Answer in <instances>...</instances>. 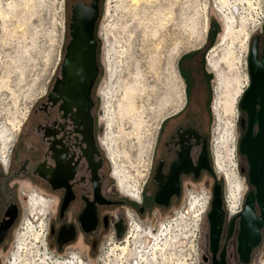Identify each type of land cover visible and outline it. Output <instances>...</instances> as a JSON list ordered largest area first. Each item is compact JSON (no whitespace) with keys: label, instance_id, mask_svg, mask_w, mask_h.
I'll return each instance as SVG.
<instances>
[{"label":"flooded vegetation","instance_id":"af4514ba","mask_svg":"<svg viewBox=\"0 0 264 264\" xmlns=\"http://www.w3.org/2000/svg\"><path fill=\"white\" fill-rule=\"evenodd\" d=\"M99 1L96 7L98 15ZM90 2L91 0H64L58 69L51 68L40 91L30 98L25 108V117L20 122L19 130L11 136L10 142L8 143L7 136L3 141L0 138L2 154H5L7 143L9 144L5 160L0 158V251L5 250L15 239L14 228L20 214L19 198H23L26 205L29 203L30 216L34 219V222L26 221L25 229L31 224L42 235L41 230L44 227L47 246L57 251H65L69 244L79 242L81 247H86V256H81L78 251H67L66 255L78 258L81 256L80 258L90 262L89 257H93L99 249L98 243L102 240L105 245L114 239L120 241L133 227L135 236L134 232L138 229L156 233L163 229L162 223L171 218L172 214L174 220L177 215L183 213L188 215L192 212L194 216L199 214L202 211L203 199L208 201V210L213 187L217 185L224 213L223 220L214 242L209 240L206 210L199 217L194 240L198 264H244L236 253L237 218L228 233V224L234 215H230L225 207L224 181L222 176H217L213 166L204 71L200 68H189L190 63L186 62L178 68L184 104L176 110L174 106L168 107L159 116L151 143L149 162L143 172L141 184L138 185V196L134 198L137 189L119 181L122 187L120 189L112 172H109V175L114 183L103 173L97 133L99 111L100 107L104 106L105 93L109 92L108 86L104 90L98 89L100 68H97L96 75L89 79L87 75L85 77L77 74L76 68H61L60 65L66 45L71 39L68 25L70 10L75 4H80L83 8ZM93 24L92 37L96 31L95 21ZM252 37H256V58L259 59L263 50L264 23L254 29L249 39ZM94 39L96 40L95 37ZM106 75L109 85L108 69ZM240 113L243 114L242 111ZM240 118L245 119V114ZM252 128L254 134L256 129L254 126ZM239 131L238 139L243 129L239 128ZM215 134L218 137L219 133ZM217 141L215 164L225 175L226 183L230 184L228 197H231L232 190L235 191L233 198L236 203L231 204L232 211H235L241 200L238 195L239 181L230 182V178L236 175L234 172L227 178L224 143L221 139ZM238 154L240 163L237 170L244 176L246 183L245 159ZM19 183L33 185L34 189L25 195L22 190H18ZM197 186L201 187V191L195 196L193 191ZM194 196L196 198L190 201ZM178 205L173 212L172 208ZM185 205L187 208H184ZM164 216L166 218L160 224L159 221ZM194 221L196 223L195 219ZM36 222L39 224H35ZM185 223V218L181 217L175 227L169 225L167 228L184 231L188 227ZM262 224L259 244L248 251L246 264H257L256 255L258 257L259 254L256 251L262 250L264 245L261 241L264 220ZM116 226L121 230L120 238L115 236ZM23 234L17 239L16 251L10 263L15 261ZM30 239L26 243L28 247L33 244L29 242ZM138 239L140 238L137 237ZM94 259L98 260L96 257Z\"/></svg>","mask_w":264,"mask_h":264},{"label":"rangeland","instance_id":"374dc122","mask_svg":"<svg viewBox=\"0 0 264 264\" xmlns=\"http://www.w3.org/2000/svg\"><path fill=\"white\" fill-rule=\"evenodd\" d=\"M54 1L0 0V133L6 132L4 140L6 136L9 137L8 128L23 115L30 98L42 88L51 68L58 69L59 62L54 65L59 44ZM217 1H99L94 35L97 41L96 65L100 68L97 85L99 91L108 86L109 92L105 93L103 108L100 104L98 146L102 155L103 173L114 183L109 175L112 172L120 189L122 187L118 179L135 189L141 184L159 116L168 107L174 106L175 110L178 108L182 87L178 68L184 62L190 63L189 68L204 71L211 152L217 149L219 137H216L215 128L218 121L227 122L229 126L236 124L231 146H224L225 166L228 173L233 171L236 174L230 178L231 183L238 180L246 189L249 188L244 182V176L237 170L240 163L237 156L240 131L237 126L243 116L237 104L249 82L246 72L249 45L246 51L245 38L254 28L253 15L258 11L256 3L261 4L263 14L264 1L248 0L249 4L247 2L235 12L237 22L230 28ZM204 5H207L206 12ZM202 11L207 16L204 39L203 33L196 30L202 20ZM252 35L253 32L250 37ZM106 69L109 70V85ZM232 145L236 149L235 154ZM234 156L238 175L233 169ZM217 176L222 175L217 172ZM33 189V185H18V190H22L25 195ZM199 191L201 187L197 186L194 195L198 196ZM18 202L20 214L14 228L15 239L10 246L0 251V264L10 263L16 251L18 236L20 232H25L24 222H34L30 216L29 203L26 205L23 198H19ZM179 205L172 208V211ZM171 216L168 219H172L174 214ZM165 218L159 221L160 224ZM178 230L180 232L176 233L184 236L190 232ZM193 234L194 231L188 238H192ZM261 238L264 242V231ZM103 241L98 243L99 249L93 257H89V264H100L94 257L104 258L105 254L102 253L111 244L105 245ZM80 247L76 241L69 244L65 251H57L53 247H49V250L59 259H65L67 251H78L81 256H86V247ZM256 252L259 254L258 250ZM258 257L256 255V259Z\"/></svg>","mask_w":264,"mask_h":264},{"label":"water","instance_id":"95a60500","mask_svg":"<svg viewBox=\"0 0 264 264\" xmlns=\"http://www.w3.org/2000/svg\"><path fill=\"white\" fill-rule=\"evenodd\" d=\"M98 0H91L83 7L75 4L71 8L69 28L70 40L64 50L60 63L61 68H76L77 74L92 79L96 75V45L92 37L94 21L98 17L96 10ZM256 37L250 38L248 43L247 73L249 82L238 100V109L245 114L240 118L239 128L243 129L240 139L237 140L238 155L243 156L246 163V183L249 189L243 195L241 209L230 219L228 233L233 228L237 218V251L239 260L246 264L248 251L259 244L260 229L264 220V40L263 50L259 59L256 58ZM58 91V90H56ZM256 129L253 134V128ZM243 171V170H242ZM217 185L213 187L206 218L209 226V240L215 242L223 220L222 202ZM116 238H120L121 230L114 228ZM264 250V245L263 249Z\"/></svg>","mask_w":264,"mask_h":264},{"label":"bare ground","instance_id":"6f19581e","mask_svg":"<svg viewBox=\"0 0 264 264\" xmlns=\"http://www.w3.org/2000/svg\"><path fill=\"white\" fill-rule=\"evenodd\" d=\"M137 1H139V0H137ZM132 2L135 3L136 0H132ZM247 2H248V0H233L232 2L229 0H218L217 1V6L220 7V12H222L225 15L226 23H227L229 28L232 26V24L237 22L236 18H234V16L237 14V13H235L237 11V9L238 8L241 9L242 5L247 4ZM248 4H249V2H248ZM204 7H206L205 8V12H206L207 11L206 10L207 5H204L203 8ZM257 8L259 9V6ZM201 14H202V17H201L202 20L199 23L198 29L196 27V30L198 32H200L201 34L203 33L202 36L204 39V31H206V23L204 21L206 20L207 16H206V13L203 14V11ZM201 31H203V32H201ZM251 33H252V31H250V34ZM250 34H247L246 38H245V44L244 45H245L246 51H247V45H248L247 42H249ZM198 38H199V36H198ZM173 73H174V69H173ZM180 100H181V96H179V101ZM179 105H180V103L178 104V107H179ZM23 116H24V114L21 115V118L18 119V121H14V123L10 126V128H8L9 129L8 143L11 140V136L17 130H19V127L21 124L20 122H21V119ZM217 125L218 126H217V128H215V133H217V134L219 133L218 137H219V139H221V141H223L224 146L226 144H229L231 146L230 143L232 142V139H233V131L235 132L236 124L232 123V125L229 126L227 124V122H223V121L219 120ZM219 128H220V130H219ZM5 134H6V132L0 133V138L2 141L4 140ZM8 143H7L6 151H7L8 145H9ZM232 149H233L232 152L234 151V154H235L236 149L233 148V145H232ZM6 151H5V154H2L1 147H0V158L3 161L5 160ZM211 153H212V161H213V166L215 168V171L222 175V178L224 181L225 207H226V209L230 215H235L239 212V209H241L242 202H243V195L245 193V187H244V185H241L239 183L238 195H239V197H241L240 198L241 200L237 205V209L235 211H232L231 204L236 203L235 198H233L235 196V191L232 190L231 191V197H228L229 196L228 195V188H227L228 184L226 183V177L221 171H219V169L217 168V166L215 164V157H214L215 152L212 151ZM234 160H235V163L233 165V169L238 175V171L236 170L237 162H236L235 156H234ZM232 172L231 173H228V171L226 172L227 178H228V176H230L232 174ZM238 179L240 180L239 176H238ZM119 181L121 183L123 182L120 179H119ZM136 188H137V191H136V195L134 196V198H136L138 196L139 188L138 187H136ZM193 198H196V197L195 196L192 197V199L190 201H192ZM190 201H189V203H190ZM189 203H188V205H189ZM201 203H202V211H200L199 214H197L195 216L192 215V212H189L188 215H186L187 213L179 214L175 217V220L173 218H172V220L168 219L167 222L164 223L163 229L162 228L159 229V231H157L156 233H151L148 230L144 231V230L138 229L136 232H134L136 234V236H135L133 234V229H134V227H133L132 231H130L129 233L127 232V234H125L122 237L123 239H122V241H120V244H117L116 239H114L110 243L111 245L107 248V251L102 253V254H105L103 256L104 257L103 259L99 256L97 258L102 259L103 264H165L167 261L172 259V256L174 253V247H176V245L184 243V239H187V235L189 236L196 229L195 226L197 225L199 217L202 216L204 210L207 209L208 201H207V199H203V200H201ZM181 217L185 218V221H186L185 224H186V226H188L186 228V230H184V232L190 231L189 233L185 234V236L183 234H180V233L177 234L176 233V232H180V230L173 231L171 228H167L169 225H173L175 227L176 222H178ZM194 219L196 220V223H195ZM25 223L26 222H24V226H25ZM35 224H37V222ZM24 229H25V227H23V231H24ZM44 230L45 229L43 227V229L41 230V232H42V235H41V233L38 232V230H36V228H34L31 224H28V227L25 229V234H23V232H20V234H23V237L21 238L20 243L18 245V251H17V255L15 257V261L13 263H10V264H83L82 261L77 260L78 257L74 256V255H71V257L66 259V261L61 259V258L59 259L58 256H55L53 254V252L50 251L49 247L47 246L46 239L44 238ZM20 234L18 237H20ZM137 237H139L140 239L137 240ZM29 238H31L29 240V242L33 243L31 245V247H28L29 245L26 244L28 242ZM44 240H45L44 247H46L45 249H47L49 251V253L42 252L39 255H37V252H36L37 247L36 246L37 245L43 246ZM16 243H17V241H16ZM29 255H31V258L27 259L26 257ZM260 262H261L260 264H264V254L261 257Z\"/></svg>","mask_w":264,"mask_h":264},{"label":"built area","instance_id":"2783aa9c","mask_svg":"<svg viewBox=\"0 0 264 264\" xmlns=\"http://www.w3.org/2000/svg\"><path fill=\"white\" fill-rule=\"evenodd\" d=\"M258 1V0H256ZM256 1L254 3H256ZM264 1V0H262ZM258 6H259V9L258 11H255L254 12V28H252V32H254V29L255 28H258L262 23H264V12L263 14L261 13V4L259 3H256ZM63 8H64V0H55L54 1V13H55V16L57 17V22L55 23L56 25H58V30H59V35L57 36L58 39H59V44H58V49L56 50V53H57V59H56V62L54 65H56L58 62H59V59H60V53H59V50H60V46H61V43H62V39H61V36H62V32H63V22H64V14H63ZM206 23V31H207V19L204 21ZM206 31H204V36L206 35ZM180 96H181V100L179 101L180 105L181 106L184 101V92H183V89H181V92H180ZM24 116L22 117L21 121L24 119L25 117V114H26V109L25 111L23 112ZM21 116L18 118L20 119ZM18 121V120H16ZM157 125L155 126V129H156ZM154 132V130H153ZM155 133V132H154ZM154 137V136H153ZM194 234H195V230H194ZM44 238H45V233H44ZM194 235H192V238H188V235H187V239H184V243L182 244H179V245H176V247H174V253H173V256H172V259H170L169 261H167L165 264H198V258H197V255H196V252H197V246H196V242L194 241ZM123 238L120 239V241H122ZM117 241V244H120V241L116 240ZM194 241V242H193ZM45 245V240H44V244L43 246H39L37 245V255H39L40 253L42 252H46V253H49V251L47 249H45L46 247H44ZM259 256L262 254H264V250H260L259 251ZM193 255L191 256L190 255ZM36 257V256H35ZM71 255L68 254L65 259H68L70 258ZM77 260H81L83 264H89L85 259L83 258H78ZM100 262V264H103L102 262V259H98L97 263ZM261 263L259 261V257L257 258V264Z\"/></svg>","mask_w":264,"mask_h":264}]
</instances>
